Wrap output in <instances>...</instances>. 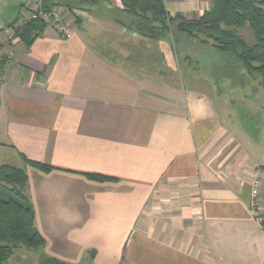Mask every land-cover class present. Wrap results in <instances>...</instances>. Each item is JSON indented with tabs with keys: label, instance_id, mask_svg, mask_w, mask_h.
<instances>
[{
	"label": "crops",
	"instance_id": "crops-1",
	"mask_svg": "<svg viewBox=\"0 0 264 264\" xmlns=\"http://www.w3.org/2000/svg\"><path fill=\"white\" fill-rule=\"evenodd\" d=\"M56 1L65 12L79 8ZM163 2L186 18L211 5ZM82 7V18L67 12L69 38L44 23L26 45L2 41L10 28L0 29V165L24 169L45 239L42 250L18 249L3 264H41L40 253L70 264H264V231L249 210L264 133L243 128L197 69L192 51L202 44L182 37L178 50L171 35L128 30L116 21L129 20L120 0ZM158 64L181 68L170 77ZM249 94L257 113L264 91ZM261 183L264 214V172Z\"/></svg>",
	"mask_w": 264,
	"mask_h": 264
},
{
	"label": "trees",
	"instance_id": "trees-1",
	"mask_svg": "<svg viewBox=\"0 0 264 264\" xmlns=\"http://www.w3.org/2000/svg\"><path fill=\"white\" fill-rule=\"evenodd\" d=\"M79 8L88 0H71ZM128 21L116 19L128 30L153 40L169 35L175 48L182 37L202 44L211 45L222 53L232 56L244 71L259 77L264 88V0H211L210 7L194 18L183 17L180 13L170 15L163 0H120ZM59 4L56 0H44L43 6ZM81 6V7H80ZM45 24L17 15L7 25L16 39L28 45L43 30ZM249 27L253 42L247 43L237 33V28ZM179 46V47H180ZM0 65V74L2 73ZM23 160L44 172L53 167L38 161ZM94 181L113 180L98 173H84ZM27 175L22 168L9 164L0 165V264L14 257L16 250H42L45 239L34 224V213L24 189ZM93 253H91V256ZM41 264H70L40 253ZM92 264V263H89Z\"/></svg>",
	"mask_w": 264,
	"mask_h": 264
},
{
	"label": "rangeland",
	"instance_id": "rangeland-1",
	"mask_svg": "<svg viewBox=\"0 0 264 264\" xmlns=\"http://www.w3.org/2000/svg\"><path fill=\"white\" fill-rule=\"evenodd\" d=\"M24 2L26 0H0V29H4L17 15L20 16V20L23 18L22 14L27 18L28 12L21 6ZM69 9L67 12H72ZM80 9L75 8L73 10L74 20L78 17L87 16L85 11ZM236 30L247 43L253 42V36L249 27L244 26ZM15 39L16 37L13 38V40ZM179 46L180 44L177 46L178 50H180ZM198 46L197 48H193L191 57L197 61V69L204 70L202 72L205 75L209 73L212 77L213 85L219 88V94H226L228 96L230 108L234 112L235 119H238V123L243 128L255 130L259 126L260 131L264 133V106H258L257 113L253 109L248 108L250 107L248 103L253 102V96L248 97L249 93L264 91V88L259 84V77L247 74L238 62L232 60V56L229 54L212 48L211 41ZM227 57L230 58L229 61H226ZM191 66H194L193 62ZM180 68L181 66L177 64H171V67L159 65L156 67V70L158 72L163 71L170 77H175L179 74Z\"/></svg>",
	"mask_w": 264,
	"mask_h": 264
},
{
	"label": "built area",
	"instance_id": "built-area-1",
	"mask_svg": "<svg viewBox=\"0 0 264 264\" xmlns=\"http://www.w3.org/2000/svg\"><path fill=\"white\" fill-rule=\"evenodd\" d=\"M43 1L44 0H29L28 18L54 27L61 37H71L73 31L67 20V12L63 11L58 4L44 7ZM14 37V33L9 30L2 41H12ZM263 172L262 168L256 167L252 173L250 179L249 210L253 219L257 221L264 231V214L261 209L260 198Z\"/></svg>",
	"mask_w": 264,
	"mask_h": 264
}]
</instances>
